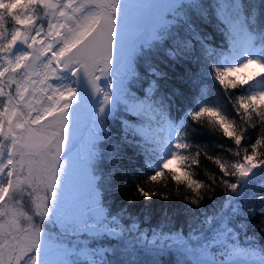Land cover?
<instances>
[{"label": "snow or ice", "instance_id": "1", "mask_svg": "<svg viewBox=\"0 0 264 264\" xmlns=\"http://www.w3.org/2000/svg\"><path fill=\"white\" fill-rule=\"evenodd\" d=\"M212 23L220 45L209 42ZM0 54V264H163L166 254L173 264H264V245L247 231L264 234V128L250 152L242 148L246 129L205 83L227 92L254 82L233 108L248 127L253 116L264 125V0H0ZM253 65L260 71L241 75ZM169 68L197 92L162 91ZM189 95L192 107L174 115L177 98ZM203 118L235 150L217 147L237 158L205 154L219 169L209 183L191 173L201 153L186 152L189 133L199 131L190 121ZM78 130L83 151L73 158ZM106 145L115 164L127 149L143 156L147 182L170 175L191 190L187 233L153 229L148 239L127 209L108 210L96 175ZM216 187L224 199L209 211L202 190ZM135 192L158 195L139 183ZM82 237L115 243L96 247Z\"/></svg>", "mask_w": 264, "mask_h": 264}, {"label": "trees", "instance_id": "2", "mask_svg": "<svg viewBox=\"0 0 264 264\" xmlns=\"http://www.w3.org/2000/svg\"><path fill=\"white\" fill-rule=\"evenodd\" d=\"M43 13V9L37 10L39 16ZM6 27L11 30L15 25L9 19L6 22ZM206 31L212 37L209 41L211 44L220 45L224 42L215 23L210 24ZM161 67H163V65H161ZM166 70L168 71L169 79L162 82V91H168L173 87H179L186 92H197L196 89L191 88L190 85L185 84L178 78L181 74L180 68L175 69V71L171 68ZM205 83L211 86L208 89V95L211 99L219 101L221 108L226 107L227 110L232 113L229 118L235 119L237 126L246 129L241 147H248L250 152V145L259 137L264 125L260 124L258 119L253 116L255 127H248L238 116L235 115V109L233 108V105L236 103V97L240 94H246L245 89L249 88V84L245 85L243 88L239 86L235 89L229 88L227 92H225L223 87L217 82L206 81ZM191 99L192 97L190 95L187 99H184L183 97L177 98V103L173 106L172 113L174 115L182 114L183 110L192 107ZM260 107H264V102L260 103ZM177 108L181 109V113H177ZM190 123L192 128L198 129L199 131L189 133V138L193 143L192 147L187 149L186 152L192 153L193 155H195L197 151L201 153L199 156L200 162L198 165H193L191 167V173L193 174V178L209 183V175L218 174L219 169L206 158L205 154L219 155L224 159H228L229 162H232L237 158L232 156L231 152L225 151L223 148L217 147V145L223 144L230 146L233 150H235V145L233 141L223 135L222 130L211 128L207 118H203L200 123H197L196 121H190ZM109 129L112 131L113 140H115L119 132L118 124L110 122ZM102 151L104 152V156L98 164L96 171L98 177L97 183L102 185V200L111 213L116 214L120 212L121 209H127L128 213H130L134 219L138 218L140 227L145 233H148V239H151V230L153 229L163 230L164 232L182 229L187 233L188 224H186L185 221L191 213L186 212V209L192 206L185 203V197L192 198L191 190L187 189L185 185H177L176 182L171 179L170 175L166 178H161L160 183L147 182L148 169L144 168L143 156H134L131 149L126 150L125 155L119 160L118 164L112 163L108 159V154L111 152V146L106 145ZM261 151H264V149H261ZM177 166L179 168L181 167L180 161H178ZM117 168L127 170V174L118 171ZM169 169L176 172L172 168ZM165 171L167 172L168 170ZM110 177L111 180H109ZM138 183L141 187H144L145 190L155 191L158 195L153 196L150 201L145 200V198L141 197L138 192H135L136 184ZM224 191L225 190H223L222 187H216L214 192L202 190V194L204 195L202 204L205 209L211 211L216 203L223 200ZM133 193H135V195H133ZM162 195L169 196V199H162ZM208 196H212V200H209ZM129 200H132L131 204L128 203ZM29 207L28 198L25 197V208L27 209ZM261 214L262 211L258 210L252 223L258 225ZM122 223L127 226L131 221L125 216ZM247 231L248 235H256L257 243L259 245H264V234L259 232L258 227H249ZM81 239L96 247H107L110 244L115 243V241L108 239H99L97 241H90L84 237ZM240 239L243 241V236H241ZM162 260L163 264H173V258L168 254L162 257Z\"/></svg>", "mask_w": 264, "mask_h": 264}, {"label": "rangeland", "instance_id": "3", "mask_svg": "<svg viewBox=\"0 0 264 264\" xmlns=\"http://www.w3.org/2000/svg\"><path fill=\"white\" fill-rule=\"evenodd\" d=\"M43 16H44V13L42 15H40V17H42V18H43ZM41 22L44 23L45 30H46L47 29V20L46 19H42ZM40 38L41 37H37V39H40ZM0 55H2V54H0ZM0 63H3V61L0 60ZM259 71L260 70L253 65V66H250L248 69L243 70V73L241 75H243V74H249L250 75L253 72H259ZM252 83H254V82H252V81L249 82V88L251 87ZM14 89H15V85L13 86V94H14ZM80 131L81 130H78L77 131L76 140L74 141L75 145L76 144L77 145H76L75 148H73V151H72L73 158H75L77 152H82L83 151V148L81 146V142H80V139H79V137H80ZM177 163H178V160H173L172 163L169 165V168H172L176 172L179 173L180 172V168L177 166ZM68 239H72V238H68Z\"/></svg>", "mask_w": 264, "mask_h": 264}]
</instances>
